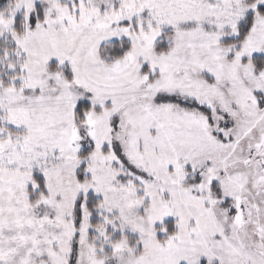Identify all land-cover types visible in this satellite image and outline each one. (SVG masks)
I'll use <instances>...</instances> for the list:
<instances>
[{"label": "snow or ice", "instance_id": "6c2138e0", "mask_svg": "<svg viewBox=\"0 0 264 264\" xmlns=\"http://www.w3.org/2000/svg\"><path fill=\"white\" fill-rule=\"evenodd\" d=\"M0 264H264V0H0Z\"/></svg>", "mask_w": 264, "mask_h": 264}]
</instances>
